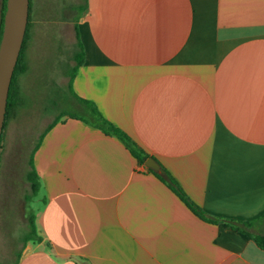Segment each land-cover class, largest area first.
<instances>
[{"label":"crops","instance_id":"1","mask_svg":"<svg viewBox=\"0 0 264 264\" xmlns=\"http://www.w3.org/2000/svg\"><path fill=\"white\" fill-rule=\"evenodd\" d=\"M76 24L74 93L207 215L264 232V0H87ZM33 162L43 241L15 264H264L249 236L196 216L81 119L49 129Z\"/></svg>","mask_w":264,"mask_h":264},{"label":"rangeland","instance_id":"2","mask_svg":"<svg viewBox=\"0 0 264 264\" xmlns=\"http://www.w3.org/2000/svg\"><path fill=\"white\" fill-rule=\"evenodd\" d=\"M81 2L30 0L24 44L27 70L18 78L23 104L11 111L1 131L0 264H15L16 253L24 245L27 216L42 205V190L26 199L27 158L38 135L62 109L85 115L67 89L77 47L73 21Z\"/></svg>","mask_w":264,"mask_h":264},{"label":"trees","instance_id":"3","mask_svg":"<svg viewBox=\"0 0 264 264\" xmlns=\"http://www.w3.org/2000/svg\"><path fill=\"white\" fill-rule=\"evenodd\" d=\"M87 6V0H82L81 3L77 5L78 12L76 14V17L73 22V29L75 32V38H76V52H73L74 57V65L72 67V70H70L67 80V89L69 90L70 95L75 99V101L82 107V111L85 113V115L79 114L77 111L74 110H67L62 109L51 122L47 124V126L42 130V132L38 135L35 143L33 144L27 158L28 163V169L25 173L26 180L29 184V192L26 195V199L30 201L31 199L35 198L38 193L41 191V182L39 175L36 171L34 162H33V154L35 150L38 148V146L41 143V140L43 139L46 132L51 129L57 122L61 121L65 117L70 118H78L83 120L84 122L99 128L101 131H103L105 134L110 136H115L117 139H119L125 147L130 151V153L137 159V161L141 164L144 163L145 159L149 157V155L143 151L141 147L137 145L123 130H121L119 127L115 126L112 122H110L108 119H106L95 103L92 101L83 99L79 96H77L73 89H72V80L75 75L77 66L81 64V61L83 59V47L80 42L79 34H78V27L76 24V21L80 17V14L86 9ZM6 8V0H0V37L2 32V26H3V16ZM29 12H30V0H29V9H28V20L26 25V30L24 33V38L22 41V45L20 48V52L16 61V64L14 66V70L12 73L9 90H8V96H7V102H6V110L4 115V121L2 125V130L4 126L6 125V121L11 113V111L15 108L23 104V99L20 92V86L18 83V78L20 75L26 72L27 70V62L25 60V54H24V44L28 35V22H29ZM2 137V132L0 134V140ZM159 163V162H158ZM160 171L156 172L153 171L150 168H147L149 171H151L155 176H157L161 181H163L180 199L185 203V205L199 218L207 221V222H224L226 225L231 226L235 228L236 230H239L243 233H245L247 236H249L255 244L262 250H264V232L262 233H256L251 234L247 232L245 229L241 228L239 225L247 226L250 224V221H243V220H235V219H227L222 217H211L207 215L196 203H194L182 190V188L178 185V183L175 181V179L169 174V172L159 163ZM43 200V199H42ZM43 203V201H42ZM264 217V214L262 215ZM22 240L25 246V244L29 241L32 242H42L43 238L39 235L35 223V212L30 211L27 216V230L24 232L22 236ZM47 246H49L48 242H45ZM19 255H16V258H18Z\"/></svg>","mask_w":264,"mask_h":264},{"label":"water","instance_id":"4","mask_svg":"<svg viewBox=\"0 0 264 264\" xmlns=\"http://www.w3.org/2000/svg\"><path fill=\"white\" fill-rule=\"evenodd\" d=\"M28 9L29 0H6L0 37V134L9 85L26 30ZM144 164L153 171H160L159 163L153 157H147Z\"/></svg>","mask_w":264,"mask_h":264}]
</instances>
